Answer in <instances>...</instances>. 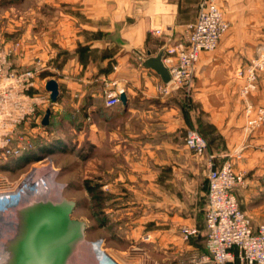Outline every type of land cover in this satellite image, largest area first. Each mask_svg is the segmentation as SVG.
Segmentation results:
<instances>
[{"label":"crops","instance_id":"crops-1","mask_svg":"<svg viewBox=\"0 0 264 264\" xmlns=\"http://www.w3.org/2000/svg\"><path fill=\"white\" fill-rule=\"evenodd\" d=\"M56 1L57 26L68 43L62 44L86 47L92 55L82 75L77 74L79 62L72 58L70 90L59 83L58 95L75 92L76 109L102 114L108 156L121 161L108 168L118 169L109 191L116 184L119 191L113 197V212L111 203L106 208L105 244L112 237L118 239V247L109 244L110 248L120 260L137 264H211L198 262L207 253L202 205L209 163L218 167L230 161L243 173V184L234 189L239 206L244 184L264 176V124L245 128V100L264 107V71L257 73L255 88L246 99L240 93L245 78L239 73L264 48V0H219L228 30L215 49L199 54L191 85L173 86L166 93L159 89L160 76L136 62L135 49L156 55L164 45L185 44L198 0ZM106 79L124 88L126 105L121 101L105 105L104 92L113 87L104 85ZM58 104L66 105L62 99ZM190 128L206 141L202 155L184 145ZM142 189L149 190L144 200L150 209L146 211L145 205L142 212H131ZM260 222L264 220L249 224L255 228ZM191 225L197 226L198 234L184 239L181 228ZM101 262L121 264L114 257Z\"/></svg>","mask_w":264,"mask_h":264},{"label":"rangeland","instance_id":"rangeland-1","mask_svg":"<svg viewBox=\"0 0 264 264\" xmlns=\"http://www.w3.org/2000/svg\"><path fill=\"white\" fill-rule=\"evenodd\" d=\"M57 5L56 0H0V193L15 192L27 179H31L33 194H29L36 196L35 191L49 177L47 181L58 188L59 196L75 202L71 217L85 222L83 239L90 245L86 252L90 253L93 262L114 257L121 264H137L120 260L119 254L110 248V245L118 247V239L112 237L106 244L103 240L106 208L111 203L113 212V197L119 191L118 184L112 185V192L109 191L108 184L118 169L108 168L121 161L108 156L102 137V114L94 116L91 111L76 109L73 105L77 100L75 92L62 96L60 92L57 100L52 102L44 90L49 79L60 83V88L63 86V89L70 90L68 83L72 79L68 75L74 69V66L69 68L72 58L79 62L77 74L82 75V70L87 71L90 67L92 56L86 47L65 45L68 43L63 40L56 22L59 17ZM25 72L30 75H25ZM107 81H103L106 87L112 85L111 80ZM59 99L66 105H57ZM47 109L51 114L48 125H44L42 119ZM41 146L49 147L50 152H40L39 159L28 162L16 160L20 155L38 152ZM239 173L242 185L244 177ZM204 182L205 175L202 176V184ZM245 184L238 200L249 223L253 224L264 220L255 218L258 215L264 217V176ZM87 185L94 191L89 192ZM142 187L147 186L143 184ZM139 192L143 196L135 209H129L131 212H142L145 205L146 211L150 209L147 201L149 190ZM26 198L22 197L18 203L26 202ZM202 206L203 215L205 207ZM9 211L7 209L1 216L0 238L6 228L3 221L9 216L6 212ZM201 225L203 230L204 220ZM187 227L197 229L193 225Z\"/></svg>","mask_w":264,"mask_h":264},{"label":"built area","instance_id":"built-area-1","mask_svg":"<svg viewBox=\"0 0 264 264\" xmlns=\"http://www.w3.org/2000/svg\"><path fill=\"white\" fill-rule=\"evenodd\" d=\"M195 20L187 25L185 44L170 45L165 49L163 58L170 80L160 83L159 89L166 93L172 86L189 87L192 83L195 62L202 51L216 48L220 38L226 33L229 23L219 5V0H200ZM264 37V27H262ZM264 71V48L259 50L239 73L245 78L240 93L244 99L255 88L257 73ZM25 75H30L25 72ZM30 81L28 82V84ZM105 93V105L120 102L124 88L115 80L111 81ZM245 128L251 130L264 124V107H254L245 100ZM184 144L198 155L206 148L204 137L195 129H187ZM242 183V175L230 161L215 167L210 162L206 174L205 246L207 253L199 263L264 264V222L253 228L240 208L234 189ZM198 234L194 227H182L184 239Z\"/></svg>","mask_w":264,"mask_h":264},{"label":"water","instance_id":"water-1","mask_svg":"<svg viewBox=\"0 0 264 264\" xmlns=\"http://www.w3.org/2000/svg\"><path fill=\"white\" fill-rule=\"evenodd\" d=\"M165 49L166 45L156 55L135 49L134 58L137 63L154 70L162 82L167 83L170 74L163 62ZM44 88L50 100L55 102L59 92L58 82L49 79ZM120 101L126 105L124 92L120 94ZM50 114L51 110L47 109L42 124L48 125ZM74 206V201L61 196L58 200L41 197L16 205L7 218L10 228H4L2 236L11 264H84L76 241L79 233L83 236L85 222L71 217Z\"/></svg>","mask_w":264,"mask_h":264},{"label":"bare ground","instance_id":"bare-ground-1","mask_svg":"<svg viewBox=\"0 0 264 264\" xmlns=\"http://www.w3.org/2000/svg\"><path fill=\"white\" fill-rule=\"evenodd\" d=\"M46 178L49 179V177H46ZM47 179H44L43 184L40 187H38V189L35 191L36 196H32L29 194L32 190L31 185L33 183V181L31 179H27V181L22 185V187H19V189L15 192L0 193V210H1V208L3 209L2 213L0 211V221H1V216L4 215V212L7 209H9L10 210L9 212L12 213V211L16 208L15 206L19 205L18 200H21L22 197L26 198V197L30 196V198L29 197L26 198V202L33 201L35 198H41V197H45L46 200H49V199L50 200H53V199L58 200V197H60L58 188L54 185L49 184ZM31 193L33 194V192H31ZM9 212H6L7 215L10 214ZM3 222H6L5 226L7 229H9L10 226H9L8 219L6 221H3ZM2 236L3 235H1L0 241H2V239H3ZM76 244H77V248H79V250H81L80 254L82 256L83 263L84 264L89 263V262L92 263L93 260L88 258V257H90V253L86 252V248H89L90 245L84 241L81 233H79L77 235ZM1 245H2V248L0 247V254L4 253V255L3 254H2V256L0 255L3 258V259L0 258V262H4L5 264H6V261L11 262V260H9V258H8V255H6V253H5V252H7V247L5 246L4 241H3V243L2 242L0 243V246ZM3 248L5 249V251ZM93 263L94 264L95 263L101 264L102 262L100 263V262H97L94 260Z\"/></svg>","mask_w":264,"mask_h":264},{"label":"trees","instance_id":"trees-1","mask_svg":"<svg viewBox=\"0 0 264 264\" xmlns=\"http://www.w3.org/2000/svg\"><path fill=\"white\" fill-rule=\"evenodd\" d=\"M39 151L31 153V154H24V155H20L19 157L16 158L17 161L23 160L24 162H28V161H32V160H36L40 158V152L46 153V152H50V149L48 147V149H45L44 146L38 147ZM87 190L89 192H93V188L90 185L86 186ZM231 263H236V261L230 262Z\"/></svg>","mask_w":264,"mask_h":264}]
</instances>
